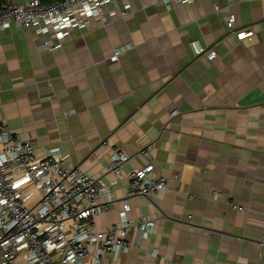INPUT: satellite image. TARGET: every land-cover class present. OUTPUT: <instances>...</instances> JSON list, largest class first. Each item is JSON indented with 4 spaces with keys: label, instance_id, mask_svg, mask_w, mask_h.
I'll return each instance as SVG.
<instances>
[{
    "label": "crops",
    "instance_id": "obj_1",
    "mask_svg": "<svg viewBox=\"0 0 264 264\" xmlns=\"http://www.w3.org/2000/svg\"><path fill=\"white\" fill-rule=\"evenodd\" d=\"M115 2L63 35L0 29V123L101 181L97 228L119 222L126 202L130 218L155 221L103 264H264V0ZM229 14L253 36L228 30ZM193 40L216 58L196 55ZM115 148L128 156L119 177ZM150 163L166 189L128 196L129 173Z\"/></svg>",
    "mask_w": 264,
    "mask_h": 264
},
{
    "label": "built area",
    "instance_id": "obj_2",
    "mask_svg": "<svg viewBox=\"0 0 264 264\" xmlns=\"http://www.w3.org/2000/svg\"><path fill=\"white\" fill-rule=\"evenodd\" d=\"M187 2L193 0H164ZM115 0H12L0 4V29L13 25L35 28L45 32L52 26L63 35L72 27H84L102 8ZM219 11V6L215 5ZM126 3L121 15L128 13ZM228 30L239 39L253 36L252 30H236V16L224 18ZM196 55L214 60L215 50L191 42ZM56 48L52 46L51 49ZM123 49L116 50L117 60ZM178 110H172L174 116ZM152 145L142 152L149 155ZM64 155L58 147L50 148L45 157L37 154L28 141L13 137L9 127L0 123V248L4 258L0 264H103L105 257L117 259L132 246L129 233L135 231V243L147 239L155 228V221L140 216H128L129 204H123L119 222L99 229L95 218L108 209L101 200V181L79 168L63 165ZM128 156L115 148L109 171L116 177L122 174ZM128 196L151 198L166 189L168 178L155 173L154 164L129 173ZM36 192H39L37 195ZM220 196V193L217 194ZM235 209L245 211L242 206ZM23 258V262H20Z\"/></svg>",
    "mask_w": 264,
    "mask_h": 264
},
{
    "label": "trees",
    "instance_id": "obj_3",
    "mask_svg": "<svg viewBox=\"0 0 264 264\" xmlns=\"http://www.w3.org/2000/svg\"><path fill=\"white\" fill-rule=\"evenodd\" d=\"M4 1H6V0H4ZM4 1H2V2H4ZM42 2H52V1H54V0H41ZM2 2H0V4L2 3Z\"/></svg>",
    "mask_w": 264,
    "mask_h": 264
}]
</instances>
